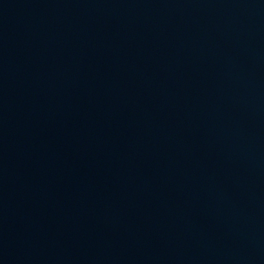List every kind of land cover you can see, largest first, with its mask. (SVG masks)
Masks as SVG:
<instances>
[{
    "label": "water",
    "instance_id": "95a60500",
    "mask_svg": "<svg viewBox=\"0 0 264 264\" xmlns=\"http://www.w3.org/2000/svg\"><path fill=\"white\" fill-rule=\"evenodd\" d=\"M0 264H264V0H0Z\"/></svg>",
    "mask_w": 264,
    "mask_h": 264
}]
</instances>
